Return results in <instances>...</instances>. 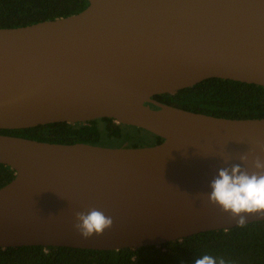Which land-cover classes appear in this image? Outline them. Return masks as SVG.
I'll return each instance as SVG.
<instances>
[{
    "label": "water",
    "instance_id": "1",
    "mask_svg": "<svg viewBox=\"0 0 264 264\" xmlns=\"http://www.w3.org/2000/svg\"><path fill=\"white\" fill-rule=\"evenodd\" d=\"M87 1L66 17L0 28V129L109 118L163 141L112 148L0 133V164L15 174L0 187V248L116 251L237 227L207 185L225 157L256 171L264 118L153 97L210 78L264 87V0ZM93 208L112 225L84 238L75 214ZM255 221L264 212L247 215Z\"/></svg>",
    "mask_w": 264,
    "mask_h": 264
},
{
    "label": "trees",
    "instance_id": "2",
    "mask_svg": "<svg viewBox=\"0 0 264 264\" xmlns=\"http://www.w3.org/2000/svg\"><path fill=\"white\" fill-rule=\"evenodd\" d=\"M87 5V0H0V28L66 17ZM153 99L217 117L264 118V87L239 81L210 78L174 95H156ZM145 132L151 137L149 142H143L145 145L163 141ZM0 133L52 143L112 145L110 141L115 135H122L123 130L111 119L101 118L74 124L0 129ZM133 143L141 145L138 141ZM14 176L10 167L0 164V187ZM202 253L222 258L225 264H264V221L247 223L243 228L201 232L160 246L137 249L113 251L40 245L0 248V264H193Z\"/></svg>",
    "mask_w": 264,
    "mask_h": 264
},
{
    "label": "clouds",
    "instance_id": "3",
    "mask_svg": "<svg viewBox=\"0 0 264 264\" xmlns=\"http://www.w3.org/2000/svg\"><path fill=\"white\" fill-rule=\"evenodd\" d=\"M246 163L248 156H241ZM215 170V175L208 182L206 193L208 201L218 206L225 213L237 220V226L243 228L249 214L264 212V159L256 158L253 166L256 171H249L241 164L227 163ZM112 219L93 208L75 214V228L84 238L101 235L110 228ZM193 264H225L222 258L202 253Z\"/></svg>",
    "mask_w": 264,
    "mask_h": 264
},
{
    "label": "flooded vegetation",
    "instance_id": "4",
    "mask_svg": "<svg viewBox=\"0 0 264 264\" xmlns=\"http://www.w3.org/2000/svg\"><path fill=\"white\" fill-rule=\"evenodd\" d=\"M107 119H109V118H107ZM111 120L113 121V123L118 125V129L122 128V130H123L122 135L121 134L115 135V138H113V139H121L120 144H117V145L116 144L115 145H113V144L112 145H100V146L112 147V148H120V147L138 148V147L149 146V145H145L143 143V141H139V139H136V138L132 137V135L128 134V132H127L128 129H133V130H136V131H142L143 130L144 132L146 130L138 128V127H135V126H131V125H125V124L117 123L113 119H111ZM134 141H138L139 143H141V145L140 146H134V143H133Z\"/></svg>",
    "mask_w": 264,
    "mask_h": 264
},
{
    "label": "rangeland",
    "instance_id": "5",
    "mask_svg": "<svg viewBox=\"0 0 264 264\" xmlns=\"http://www.w3.org/2000/svg\"><path fill=\"white\" fill-rule=\"evenodd\" d=\"M128 134H131L132 137L136 138V139H141L143 142L147 143L150 141L151 137L148 133L144 132V131H136L133 129H128ZM121 139H112L110 141L111 144L113 145H117L120 144Z\"/></svg>",
    "mask_w": 264,
    "mask_h": 264
}]
</instances>
